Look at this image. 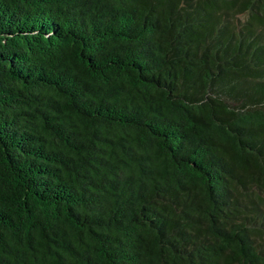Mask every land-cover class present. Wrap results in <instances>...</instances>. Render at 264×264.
Returning a JSON list of instances; mask_svg holds the SVG:
<instances>
[{"label":"trees","instance_id":"obj_1","mask_svg":"<svg viewBox=\"0 0 264 264\" xmlns=\"http://www.w3.org/2000/svg\"><path fill=\"white\" fill-rule=\"evenodd\" d=\"M0 264H264V0H0Z\"/></svg>","mask_w":264,"mask_h":264}]
</instances>
